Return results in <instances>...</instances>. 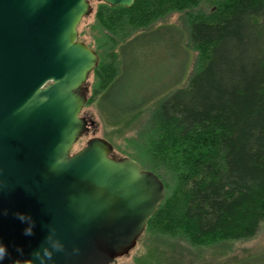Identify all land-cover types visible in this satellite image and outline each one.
<instances>
[{
  "label": "trees",
  "instance_id": "16d2710c",
  "mask_svg": "<svg viewBox=\"0 0 264 264\" xmlns=\"http://www.w3.org/2000/svg\"><path fill=\"white\" fill-rule=\"evenodd\" d=\"M89 1L80 25L99 28L100 61L86 108L117 130L162 99L133 145L166 192L145 233L195 247L254 237L264 223V0ZM173 15L183 25L154 27ZM164 57L177 61V79Z\"/></svg>",
  "mask_w": 264,
  "mask_h": 264
},
{
  "label": "water",
  "instance_id": "95a60500",
  "mask_svg": "<svg viewBox=\"0 0 264 264\" xmlns=\"http://www.w3.org/2000/svg\"><path fill=\"white\" fill-rule=\"evenodd\" d=\"M130 8L135 0H96ZM89 0H0V241L4 264H116L136 247L166 198L163 182L81 116L99 55L79 40ZM7 209V215L3 210ZM29 213L26 236L15 213ZM22 249L17 251V248Z\"/></svg>",
  "mask_w": 264,
  "mask_h": 264
},
{
  "label": "rangeland",
  "instance_id": "374dc122",
  "mask_svg": "<svg viewBox=\"0 0 264 264\" xmlns=\"http://www.w3.org/2000/svg\"><path fill=\"white\" fill-rule=\"evenodd\" d=\"M175 24L183 25L181 22L179 23V17L173 15L154 27L160 25L175 26ZM78 31L79 34L83 33L82 39L89 47L100 52V30L94 25L92 19L83 22L80 28L78 27ZM155 38V35L149 37V39ZM172 61L174 64L169 58L164 57L158 59L157 63L170 70H175V79H177L180 76L177 61H175V58ZM195 62L196 55L192 53L189 57L188 68L186 67L188 72L186 71L183 75L182 85L186 84L188 74L193 70ZM92 80L93 76L89 79V84ZM163 80L170 82L172 79L171 76L165 75ZM173 81L175 80L173 79ZM173 91H175V85L162 97H167ZM90 93L91 90H89ZM161 100L151 102L134 121L122 125L117 130L105 125V120L94 106L85 107L83 113L96 122V127L86 136L84 146L90 138L101 137L113 145L114 156L134 159L133 157L137 156L138 150L134 149L133 145L142 142L147 121ZM116 264H264V223L252 238L222 242L209 247H195L183 240L160 238L152 236L151 233H144L136 248L128 256L119 258Z\"/></svg>",
  "mask_w": 264,
  "mask_h": 264
},
{
  "label": "clouds",
  "instance_id": "9594fccd",
  "mask_svg": "<svg viewBox=\"0 0 264 264\" xmlns=\"http://www.w3.org/2000/svg\"><path fill=\"white\" fill-rule=\"evenodd\" d=\"M3 215H7V209L3 210ZM16 218L20 220L21 223H26L23 229V233L26 236H30L34 233L35 221L32 219L29 213L17 212L15 213ZM51 247L45 246L42 250L38 249L36 251V256L39 257L40 264H48V261L53 257L54 250H62L63 244L58 240L53 238V234L50 233L48 237ZM19 247L17 251H21ZM8 256V246L3 241H0V264H4L5 258Z\"/></svg>",
  "mask_w": 264,
  "mask_h": 264
},
{
  "label": "flooded vegetation",
  "instance_id": "af4514ba",
  "mask_svg": "<svg viewBox=\"0 0 264 264\" xmlns=\"http://www.w3.org/2000/svg\"><path fill=\"white\" fill-rule=\"evenodd\" d=\"M83 115L86 116L84 113H83ZM86 117H88V116H86ZM113 155H114V154H113ZM114 157H116V156H114ZM116 158H117V157H116ZM141 238H142V237H141ZM141 238H140V239H141ZM140 239H139V240H140ZM139 240H138V242H139ZM138 242H137V244H138ZM136 246H137V245H136ZM135 248H136V247H135ZM133 250H134V249H133Z\"/></svg>",
  "mask_w": 264,
  "mask_h": 264
}]
</instances>
